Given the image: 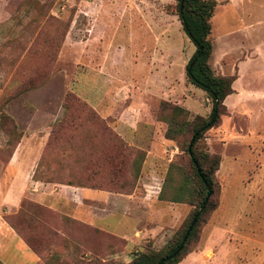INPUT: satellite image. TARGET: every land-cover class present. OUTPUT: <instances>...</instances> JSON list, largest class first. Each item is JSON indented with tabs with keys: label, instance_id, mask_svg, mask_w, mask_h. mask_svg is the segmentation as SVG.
<instances>
[{
	"label": "rangeland",
	"instance_id": "obj_1",
	"mask_svg": "<svg viewBox=\"0 0 264 264\" xmlns=\"http://www.w3.org/2000/svg\"><path fill=\"white\" fill-rule=\"evenodd\" d=\"M213 1L211 67L215 75L235 80L220 124L200 144L221 159L216 206L179 264H264V0ZM176 4L0 0V264H32L6 230L13 215L23 230L18 243L39 264H126L137 253L160 250L184 222L191 206L153 199L142 206L140 221L120 225V232L131 237L126 242L58 219L27 198L17 212L5 213L3 202L18 175L10 161L22 137L27 140L19 149L30 146L32 134L40 136L32 142L36 147L47 145L44 136L59 121V140L47 151V162L53 171H67L62 178L48 174L60 181L129 193L146 179L160 190L170 164L187 167L179 143L164 138L167 124L157 117L159 104L181 106L192 119L207 118L212 101L186 78L195 46L183 31ZM129 144L149 153L145 173L141 168L136 181ZM180 179L175 170L173 183ZM101 223L115 230L116 221Z\"/></svg>",
	"mask_w": 264,
	"mask_h": 264
},
{
	"label": "trees",
	"instance_id": "obj_2",
	"mask_svg": "<svg viewBox=\"0 0 264 264\" xmlns=\"http://www.w3.org/2000/svg\"><path fill=\"white\" fill-rule=\"evenodd\" d=\"M215 5V1L213 0H177L176 4V15L179 18L183 31L195 46V51L185 67V75L192 85L203 90L211 99L212 107L209 116L207 118L195 116L190 119L189 111L167 101L160 102L157 113L158 119L167 124L164 138L170 141H177L180 150L186 154L188 159L185 169L170 164L157 199L159 201L187 204L192 209L181 226L160 250L137 253L126 264L181 263L197 242L201 227L206 223L208 215L215 209V200L219 194L216 173L221 159L219 155L210 154L202 150L200 144L204 141L205 134L220 124L221 117L225 114L224 100L233 93L232 84L235 80V77L232 76L215 75L211 67L212 43L210 40V19L213 16ZM3 118L8 117L3 116ZM61 123L62 121H59L53 125L46 146V152L49 147L53 146L52 144L55 141L59 140L57 133ZM15 133L16 128L13 125L10 135L13 136ZM11 140L8 141V144L11 143ZM125 147L130 153L134 154V160L131 165L133 179L136 181L146 158V152L137 147L128 145H125ZM46 162L47 154L46 156L44 154L40 158L33 174L34 180L65 182L68 185L75 184L69 179L60 181L55 178L39 176L41 175L39 168L45 166ZM175 170L179 172V177L181 178L180 182L176 184L173 183ZM70 175L73 176L72 173ZM75 185H87L90 188L95 187L84 183H77ZM169 188L172 189L171 193H167ZM95 189L100 188L95 187ZM201 208L202 211H200ZM11 217H15V215ZM11 217L7 219L8 225L18 236H21L23 230L15 222L13 223ZM24 241L33 252L38 253L27 239Z\"/></svg>",
	"mask_w": 264,
	"mask_h": 264
},
{
	"label": "crops",
	"instance_id": "obj_3",
	"mask_svg": "<svg viewBox=\"0 0 264 264\" xmlns=\"http://www.w3.org/2000/svg\"><path fill=\"white\" fill-rule=\"evenodd\" d=\"M99 114L104 120H107L108 116L106 114ZM118 135L124 139L126 138L120 133H118ZM128 136L130 135L128 134ZM38 137L40 136H37V134L30 135V138H28L31 140L30 146L19 149L22 139L27 140L24 136L16 147L10 161V166H12L18 175L15 178L14 184L4 194L3 202L7 209L5 213H9L12 210L17 212L23 199L27 198L30 202L58 214V219L72 220L78 222V224L81 223L91 228L104 230L129 242V240H131L130 235L126 231L120 232V225H123V221L125 220L140 221L144 211L142 206L147 205L148 201H152L153 199L158 201L159 188L153 189V182L146 179H139L138 184L130 193L95 189V187L90 188L87 185H68L65 182H44L40 179L33 180L32 175L36 170V165L40 158L44 154L45 156L47 154V158L49 155L47 152L42 153L44 147L47 146L46 143H41L38 147L32 144L33 141L38 140ZM44 137L48 139L49 133ZM128 146H130V144ZM131 147H134V145ZM51 148L52 147H49L48 152ZM137 148L145 151L143 148ZM148 156L149 153H146V158L142 164V174L145 173L144 169ZM45 166L39 168V172H41V175L44 177L52 178L48 174H56L58 178H62L61 174L67 172L63 167L62 169L53 171V167L51 168L48 162H46ZM25 171L30 172L27 181L24 180L23 176ZM19 173L21 177H19ZM145 178H147V176H145ZM104 220L116 221L114 226L115 230L112 231L108 227L103 228L101 222ZM6 230L17 238L14 240V243H17L16 246L22 251L21 253L25 254L26 258L32 260V264H39L40 259L31 254L23 243H18V235L12 228L7 226ZM25 257H21L23 262H26Z\"/></svg>",
	"mask_w": 264,
	"mask_h": 264
},
{
	"label": "water",
	"instance_id": "obj_4",
	"mask_svg": "<svg viewBox=\"0 0 264 264\" xmlns=\"http://www.w3.org/2000/svg\"><path fill=\"white\" fill-rule=\"evenodd\" d=\"M200 211H202V208L200 209ZM189 231H190V229H189ZM189 231H188V233H189ZM188 233H187V234H188Z\"/></svg>",
	"mask_w": 264,
	"mask_h": 264
}]
</instances>
